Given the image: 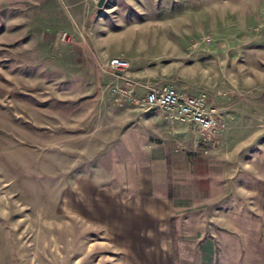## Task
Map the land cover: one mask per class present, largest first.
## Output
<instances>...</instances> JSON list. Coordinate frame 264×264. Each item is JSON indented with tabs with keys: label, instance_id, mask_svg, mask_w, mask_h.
<instances>
[{
	"label": "rangeland",
	"instance_id": "1",
	"mask_svg": "<svg viewBox=\"0 0 264 264\" xmlns=\"http://www.w3.org/2000/svg\"><path fill=\"white\" fill-rule=\"evenodd\" d=\"M97 1L0 0V264H264V0Z\"/></svg>",
	"mask_w": 264,
	"mask_h": 264
},
{
	"label": "built area",
	"instance_id": "2",
	"mask_svg": "<svg viewBox=\"0 0 264 264\" xmlns=\"http://www.w3.org/2000/svg\"><path fill=\"white\" fill-rule=\"evenodd\" d=\"M109 65L116 71L127 68V62L113 58ZM148 108H158L168 118L187 121L194 126L198 133L209 134L215 128L213 110L206 104L203 93H185L172 86L156 85L148 87L142 99Z\"/></svg>",
	"mask_w": 264,
	"mask_h": 264
},
{
	"label": "water",
	"instance_id": "3",
	"mask_svg": "<svg viewBox=\"0 0 264 264\" xmlns=\"http://www.w3.org/2000/svg\"><path fill=\"white\" fill-rule=\"evenodd\" d=\"M103 0H98L97 1V6H100V4L102 3Z\"/></svg>",
	"mask_w": 264,
	"mask_h": 264
}]
</instances>
